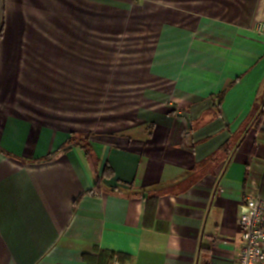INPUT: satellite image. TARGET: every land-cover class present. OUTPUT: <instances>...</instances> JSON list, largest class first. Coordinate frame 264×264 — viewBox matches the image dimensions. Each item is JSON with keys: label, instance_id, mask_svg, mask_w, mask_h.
<instances>
[{"label": "crops", "instance_id": "obj_1", "mask_svg": "<svg viewBox=\"0 0 264 264\" xmlns=\"http://www.w3.org/2000/svg\"><path fill=\"white\" fill-rule=\"evenodd\" d=\"M59 1L76 0H0V264H238L264 176V0L169 5L143 104L114 129L43 105L59 32L34 21L57 24Z\"/></svg>", "mask_w": 264, "mask_h": 264}, {"label": "rangeland", "instance_id": "obj_2", "mask_svg": "<svg viewBox=\"0 0 264 264\" xmlns=\"http://www.w3.org/2000/svg\"><path fill=\"white\" fill-rule=\"evenodd\" d=\"M58 3L57 24L34 21L42 33L59 32L58 70H52L57 78L43 87L53 101L43 105L57 106L76 127L114 129L129 124L151 81L148 67L168 7L178 0Z\"/></svg>", "mask_w": 264, "mask_h": 264}, {"label": "built area", "instance_id": "obj_3", "mask_svg": "<svg viewBox=\"0 0 264 264\" xmlns=\"http://www.w3.org/2000/svg\"><path fill=\"white\" fill-rule=\"evenodd\" d=\"M257 30L264 32V23ZM243 245L238 264H264V197L259 188L246 192L239 219ZM113 264H119L116 260Z\"/></svg>", "mask_w": 264, "mask_h": 264}, {"label": "trees", "instance_id": "obj_4", "mask_svg": "<svg viewBox=\"0 0 264 264\" xmlns=\"http://www.w3.org/2000/svg\"><path fill=\"white\" fill-rule=\"evenodd\" d=\"M1 35H2V33L0 31V37H1ZM221 96L223 97V95H221ZM258 118L260 120H262L264 118V105L262 107V110H261ZM88 138H89L88 136L83 137L80 135H74L72 137V139L70 140V143L81 146L82 148H84L86 150V153H89L90 150L88 149V143H87ZM104 173H105V171H104ZM100 184H101L100 180L97 179L96 189H100ZM96 189H94V190H96ZM260 194L262 195V197H264V176H263L262 183L260 186ZM116 256L118 257V259L120 261H123L124 260L123 257H126L123 254H119V253L115 254V253L109 252V251L98 250L97 256L84 254V262H85V264H110Z\"/></svg>", "mask_w": 264, "mask_h": 264}]
</instances>
